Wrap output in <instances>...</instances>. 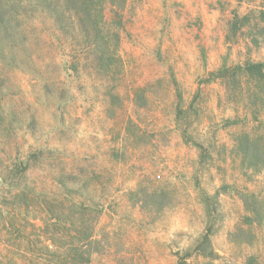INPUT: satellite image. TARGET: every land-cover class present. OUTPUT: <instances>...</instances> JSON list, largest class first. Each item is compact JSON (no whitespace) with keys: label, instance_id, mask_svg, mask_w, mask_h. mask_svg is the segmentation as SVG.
<instances>
[{"label":"rangeland","instance_id":"obj_1","mask_svg":"<svg viewBox=\"0 0 264 264\" xmlns=\"http://www.w3.org/2000/svg\"><path fill=\"white\" fill-rule=\"evenodd\" d=\"M13 1L0 264H264V0Z\"/></svg>","mask_w":264,"mask_h":264},{"label":"trees","instance_id":"obj_2","mask_svg":"<svg viewBox=\"0 0 264 264\" xmlns=\"http://www.w3.org/2000/svg\"><path fill=\"white\" fill-rule=\"evenodd\" d=\"M17 3L25 4L27 2H34L40 5H45L50 0H15ZM56 6V9H58L59 5L64 2L66 4H72V9L75 10L76 8H80L77 13V16L80 13L83 14L84 20L87 21L91 25V29L94 30L95 35L98 37V39L101 40V43H99V48L101 49V52L98 53L99 60L102 61L104 59H108L107 63L111 64L112 58L116 55L117 47L119 46L120 42V36L119 33L116 34L115 40H117V46L115 49L112 47V39L109 35L106 33V25H105V14H104V4L113 1V0H52ZM5 2V3H4ZM13 0H5L0 1V26H5L7 23V12L5 10V6H9ZM9 4V5H8ZM11 6V5H10ZM78 6V7H77ZM63 15V14H62ZM58 21H61V16L58 15L56 17ZM107 57V58H106ZM238 72H246V73H257L259 76H263L264 74V62L262 63H255V64H249L244 67L239 66L235 68ZM208 239V236L205 237V240ZM81 257H84V253H80ZM180 264H186L185 261H182Z\"/></svg>","mask_w":264,"mask_h":264}]
</instances>
